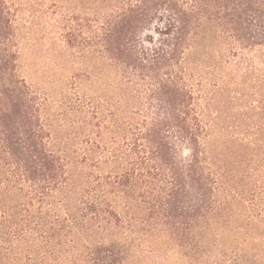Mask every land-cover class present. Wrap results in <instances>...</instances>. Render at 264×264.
<instances>
[{"label":"trees","instance_id":"16d2710c","mask_svg":"<svg viewBox=\"0 0 264 264\" xmlns=\"http://www.w3.org/2000/svg\"><path fill=\"white\" fill-rule=\"evenodd\" d=\"M46 1L0 0V264H127L161 234L264 264V187L217 134L221 84L264 80V0H51L85 65L62 110L25 75Z\"/></svg>","mask_w":264,"mask_h":264},{"label":"rangeland","instance_id":"374dc122","mask_svg":"<svg viewBox=\"0 0 264 264\" xmlns=\"http://www.w3.org/2000/svg\"><path fill=\"white\" fill-rule=\"evenodd\" d=\"M49 6L51 0L43 5L44 16L40 21L31 13V2L27 4L25 16L32 17L27 19L28 31L23 40L25 75L35 88L51 96L57 110H62L63 97L70 90L74 75L85 65L65 46L59 28L60 14H49ZM246 85L230 91L221 84L217 96L220 107L217 134L227 146L223 155L231 161V157L240 156L250 162L251 173L259 186L264 187V80ZM88 86L89 83H84L81 91L94 95ZM207 87L214 89L210 83ZM184 253L167 235L151 239L140 236L134 240L126 260L127 264H189Z\"/></svg>","mask_w":264,"mask_h":264}]
</instances>
